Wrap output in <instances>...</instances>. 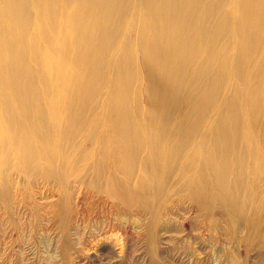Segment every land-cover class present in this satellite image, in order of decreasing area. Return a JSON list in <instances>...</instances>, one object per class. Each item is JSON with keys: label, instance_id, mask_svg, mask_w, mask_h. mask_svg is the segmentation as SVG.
I'll return each instance as SVG.
<instances>
[{"label": "bare ground", "instance_id": "bare-ground-1", "mask_svg": "<svg viewBox=\"0 0 264 264\" xmlns=\"http://www.w3.org/2000/svg\"><path fill=\"white\" fill-rule=\"evenodd\" d=\"M10 181L59 194L64 234L90 196L151 234L219 210L264 235V0H0Z\"/></svg>", "mask_w": 264, "mask_h": 264}, {"label": "rangeland", "instance_id": "rangeland-1", "mask_svg": "<svg viewBox=\"0 0 264 264\" xmlns=\"http://www.w3.org/2000/svg\"><path fill=\"white\" fill-rule=\"evenodd\" d=\"M10 185L8 198L0 194V264H264V235L256 233L246 242L245 228L232 232L219 210L212 228L192 213L178 220H171L169 214L151 234L140 229L138 219L129 221L110 204L89 196L79 211L73 209L64 234L49 201H59V194L50 193V198L38 184L17 186L10 181ZM74 200L72 195V208ZM241 200L247 203L245 197ZM181 208L168 213L181 212ZM260 217L264 221V210ZM123 223L125 237L119 238L116 230L108 234L102 230ZM74 224L79 226L76 231ZM165 231L170 236L163 241Z\"/></svg>", "mask_w": 264, "mask_h": 264}]
</instances>
